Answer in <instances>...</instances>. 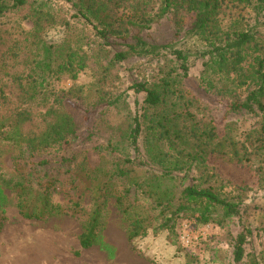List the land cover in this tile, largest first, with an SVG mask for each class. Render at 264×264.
<instances>
[{
	"label": "rangeland",
	"instance_id": "1",
	"mask_svg": "<svg viewBox=\"0 0 264 264\" xmlns=\"http://www.w3.org/2000/svg\"><path fill=\"white\" fill-rule=\"evenodd\" d=\"M36 1L27 0V3L35 5ZM48 1L57 9L54 12L58 16L69 21L68 25L53 26L45 36L55 44L57 50L56 74L50 80V86L61 106L58 109L70 114L74 124L73 133H65L61 142L50 143L45 148L37 144L35 157L53 161L67 157L72 158L74 163L69 167L56 163L37 168L40 177L44 178V173H59L61 176V187L50 195L51 201L59 209L42 221L25 219L19 213V199L15 190L20 181L14 166L18 149L11 141L0 139V264H247L250 257L258 264H264V178L256 173L253 159L248 165L228 162L216 156H209L207 160L215 174L214 180L220 182L225 190L236 194L240 200L239 215L223 223L211 221L200 225L187 212L180 214L181 224L172 232L159 227L164 219L158 217L153 229L131 243L126 237L129 221L115 203L112 192L108 191L97 242L88 249H80L79 237L92 208V194L97 185L94 181L90 183L88 172L103 161L107 167L112 168L117 157L124 154L113 147H107L109 128L102 123L106 114L101 115L106 103L92 88L100 72L99 62L107 65L113 52L123 48L121 44L125 39L111 35L103 40L82 20L70 17L75 7L69 0ZM108 1L114 2L113 12L119 16L132 17L145 25L139 34L147 43L172 44L174 48L188 53L185 85L209 105L210 117L214 120L219 136L223 135L224 126L228 123L233 125V133L239 142L246 133H258L262 122L258 112L249 113L243 109L233 111L228 108V104L240 100L245 92L253 88L254 81L250 74L256 69L257 61L254 58L264 53V12L256 18L250 5H232L228 0H219L217 20L213 22L217 27H213V31L220 28V34L233 27L244 30L250 28L256 38L242 52L245 57L239 63L237 72H232L230 79L219 73L214 64L209 68L204 66L209 55L202 52L211 48L210 42L218 44L221 39H208L210 34L189 33L194 18L192 12L171 10L159 17L156 14L160 10L161 0ZM136 11L141 13L137 15ZM21 14L13 11L0 17V126L5 130L8 128L6 123L27 104V94L21 93L20 88L26 80L30 57L27 59L23 51L32 46L25 38L30 37L29 33L34 26ZM107 14L112 18V12ZM126 26L131 33L134 27ZM130 33L127 32L128 36ZM127 41L133 39L129 37ZM103 43H106L104 45L110 55L99 61L95 53ZM169 58L168 54L161 55L159 59L151 56L132 57L110 64L108 84L104 88L108 91V97L117 96L121 99L116 108H125L126 112L134 110L137 107L134 103L140 101V95L130 86L135 82L159 78L164 70L170 69ZM18 129L27 137L32 136L31 132L40 134L49 130V126L42 123L39 116H34ZM129 150L130 158L135 160L133 166H129V176L136 181L143 182L146 179L147 183L148 176L158 171L157 165L151 161L146 162L139 153L140 148L139 151ZM170 152L171 160L176 153L173 150ZM24 160H27L26 156ZM81 161L82 164L77 163ZM175 174L182 178L180 184L197 183L198 174L195 170L185 176L179 172ZM130 181L122 178L119 182L128 186ZM73 182L78 184L77 189L69 188ZM118 184L115 188H118ZM63 188L69 192L64 193ZM136 190L135 197L148 208H154L153 200L140 193L137 187ZM75 191L79 192L82 206L78 211L73 208L70 199ZM131 194L133 196L134 193ZM158 211V208H154L152 213L156 215ZM244 228L250 229L243 244L244 257L235 262L231 236Z\"/></svg>",
	"mask_w": 264,
	"mask_h": 264
},
{
	"label": "trees",
	"instance_id": "2",
	"mask_svg": "<svg viewBox=\"0 0 264 264\" xmlns=\"http://www.w3.org/2000/svg\"><path fill=\"white\" fill-rule=\"evenodd\" d=\"M69 1L75 7V12L70 17L82 20L84 24L90 26L95 35L103 40L111 35L125 39L121 44L123 48L113 52L107 65L99 62L100 72L92 88L106 103L101 115L106 114L102 118V123L109 128L107 147H113L124 154L117 157L114 167H107L103 161L88 172L90 183L94 181L97 185L92 194V208L79 237L80 249H88L97 242L104 204L111 192L115 203L129 221L126 237L131 243L153 229L154 221L158 217L164 219L159 227L172 232L181 224L180 214L187 212L191 213L200 225L211 221L223 223L224 220L239 215L240 200L236 194L225 190L220 182L214 180L215 174L207 160L209 156H216L228 162L247 164L253 159L256 173L263 175L264 178V53L254 58L257 61L256 69L250 74L251 80L254 81L253 88L245 92L240 100L228 104L230 110L258 112L261 117L258 133L255 135L246 133L244 139L239 142L233 133L231 123L225 124L222 136L218 135L214 120L210 117L209 105L186 87L188 53L183 49L174 48L172 44L156 45L144 41L139 33L141 27L145 25L132 17L119 16L113 12L114 2ZM228 1L232 5H250L256 18L264 12V0ZM219 5V0H161L160 10L156 16L161 17L171 10L178 12L184 9L185 12H192L194 18L188 29L189 33L210 34L208 39H221L218 44L210 42L211 48L202 52L209 55V60L204 61V66L209 68L214 64L219 73L230 78L232 72H237L239 63L245 57L242 52L250 42L256 41V38L250 32V28L244 30L233 27L234 29H226L220 34L218 33L220 28L213 31V27H217L213 22L217 20ZM55 10L57 9L52 7L48 0H37L35 5L27 3V0H0V17L9 12L19 11L34 26L33 31L29 33L30 37L25 38L32 46L23 51L27 59L30 57L26 80L21 83L24 86L20 88L21 93L27 94V104L6 123L7 130L0 126V139L11 141L18 149L15 153L14 166L20 175V181L15 189L19 199V213L25 219L36 221L44 220L59 209L58 205L51 201L50 195L61 187L59 173H44L43 178L38 175L37 168L49 167L56 163L69 167L74 163L72 158L67 157L54 161L35 157L37 144L45 148L50 143L61 142L65 138V133H73V118L67 112L58 109L61 106L57 103L54 90L50 86V80L56 74L57 50L55 44L45 35L53 26L69 24L68 19L58 16ZM110 12L112 18L107 14ZM135 13L138 15L141 12ZM126 25L134 27L136 32L132 29L130 33ZM127 32L130 33L129 36ZM129 37L133 41H127ZM104 44L106 43L100 44L95 53L99 61L110 55ZM163 54L170 55V69L164 70V73L153 81L133 83L130 89L140 95V101L134 103L137 107L127 112L125 108L117 109L116 106L121 99L117 96L108 97V91L104 88L108 84L109 65L132 57L151 56L159 59ZM223 88L226 89L227 86ZM34 116H39L42 123L48 124L49 130L40 134L31 132L32 136L26 137L18 128L30 122ZM125 125V129L121 131ZM129 148L134 151H139L140 148L139 153L146 162L151 161L157 165L158 171L148 176L147 183L146 179L143 182L136 181L129 176L131 170L129 166H133L135 162L130 158ZM170 150L176 153L171 160ZM139 161L141 162V159ZM77 163L82 164V161ZM191 170L198 174L197 183L180 184L182 178L175 173H183L185 176ZM122 178L131 180V184L123 185L119 182ZM117 184L118 188H115ZM136 187L140 193L153 200L154 208L159 209L156 215L152 213L153 207L148 208L135 197ZM69 188L77 189L78 184L73 182ZM63 191L69 192L64 188ZM108 191L110 192L107 194ZM75 192L70 195V199L73 208L78 211L82 206L79 192ZM248 234L250 229L244 228L231 236L235 262L243 260V244ZM247 264L258 263L250 257Z\"/></svg>",
	"mask_w": 264,
	"mask_h": 264
}]
</instances>
